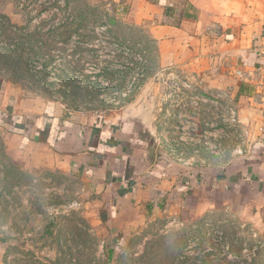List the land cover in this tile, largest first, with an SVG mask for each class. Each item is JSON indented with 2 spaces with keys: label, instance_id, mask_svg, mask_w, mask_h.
<instances>
[{
  "label": "rangeland",
  "instance_id": "374dc122",
  "mask_svg": "<svg viewBox=\"0 0 264 264\" xmlns=\"http://www.w3.org/2000/svg\"><path fill=\"white\" fill-rule=\"evenodd\" d=\"M172 21L142 0H0V264H264V215L231 193L206 194L207 208L142 201L108 222L78 170L12 133V113L49 105L87 121L139 111L159 159L227 176L244 145L236 73L218 94L195 65L172 63L155 30Z\"/></svg>",
  "mask_w": 264,
  "mask_h": 264
},
{
  "label": "crops",
  "instance_id": "0c3cea01",
  "mask_svg": "<svg viewBox=\"0 0 264 264\" xmlns=\"http://www.w3.org/2000/svg\"><path fill=\"white\" fill-rule=\"evenodd\" d=\"M142 1L173 20L155 29L162 47L171 44L167 51L172 63L195 65L203 79L216 80L218 94L226 92L224 73H236L229 94L236 98L244 145L228 166L229 174L221 177L205 166L166 164L152 151L147 121L139 111L88 121L61 116L52 105L40 116L20 119L14 112L9 123L16 129L13 135L22 138L19 147L52 151L49 159L55 164L78 170L92 185L108 222L123 217L130 207L140 211L142 201L153 212L166 203L180 206L181 196L207 208L202 201L206 194L226 191L236 196L238 207L251 210L252 217L264 215V0ZM0 121L8 122L2 112Z\"/></svg>",
  "mask_w": 264,
  "mask_h": 264
},
{
  "label": "trees",
  "instance_id": "16d2710c",
  "mask_svg": "<svg viewBox=\"0 0 264 264\" xmlns=\"http://www.w3.org/2000/svg\"><path fill=\"white\" fill-rule=\"evenodd\" d=\"M9 174H10V170H9V172L7 173V175L9 176ZM2 241H3L4 243H8V242H9V238H3Z\"/></svg>",
  "mask_w": 264,
  "mask_h": 264
}]
</instances>
